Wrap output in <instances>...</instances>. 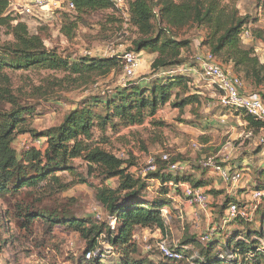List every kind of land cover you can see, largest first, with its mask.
I'll list each match as a JSON object with an SVG mask.
<instances>
[{
    "label": "trees",
    "instance_id": "trees-1",
    "mask_svg": "<svg viewBox=\"0 0 264 264\" xmlns=\"http://www.w3.org/2000/svg\"><path fill=\"white\" fill-rule=\"evenodd\" d=\"M72 2L74 16H67L61 26L66 47L60 51L46 45L48 28L32 33L24 18L9 9V0H0V199H5L9 207L7 219L17 222L24 235L31 236L39 222L44 228L47 225V232L64 225L78 233L86 240L87 250L77 259V264H103L105 254L98 246L102 237L118 254L117 264H184L195 253L199 255V259L192 261L195 264H264V198L253 213V221L260 220L259 231L253 228V221L238 216L227 224L231 230L224 234L221 210L223 220L208 242L202 243L199 237L198 240L187 238L181 246L172 247L180 259L164 257L160 251V262L142 257L135 232L137 229L166 231L163 208L170 204L169 192L182 196L180 184L203 189L210 180L196 179L186 171L172 173L169 164L160 158L156 161V171L141 177L131 172L136 166L134 162L118 158L122 151L113 153L96 137L97 132L105 134L109 129L117 134L122 128L141 126L167 103L181 113L187 108L204 106L202 94H192L190 80L178 74L185 64L184 53L194 49L195 40L186 38L188 30L199 32L200 47L211 52L223 67L231 68L244 81L246 90L264 101V62L258 56V48L254 44L249 46L242 38L248 30L251 42L264 43L262 32H253L249 17L241 14L237 0H124L122 8H127L130 24L137 34L133 51L154 55L151 70L154 74L166 73V79L150 86L129 82L124 87L96 93L93 87L101 79L113 72L123 74L122 59L82 56L74 47L79 46L80 28L89 26L91 15L118 10L113 0ZM1 36L7 39L2 40ZM19 71L45 72L48 76L38 86L29 81L16 88L13 74ZM82 88H92L93 92L82 98L59 125L43 132L32 128L37 116L46 114L44 108L50 101L61 99L59 90ZM239 113L247 131L253 137L259 136L263 123L243 111ZM26 134L31 135V143L18 152L15 142L18 136ZM78 160L86 166L88 176L102 181L96 189V200L106 214L104 221L93 223L80 219L70 208L66 209L67 205L60 206L62 209L38 206L45 199L57 205L58 195L70 189L72 184L65 183L60 172H70L79 177L78 183H87L80 174H75ZM175 162L180 161L171 157V163ZM191 169L192 174L207 172L202 164H193ZM234 170L244 173L239 167ZM261 171L264 174L263 168ZM150 180L163 184L161 195H166V200L148 195ZM107 181H116V187L105 185ZM9 198L16 200L14 205ZM26 198L32 202L25 203ZM230 200L231 197L227 198L228 203ZM239 205L243 207L240 201ZM3 229L0 222V256L6 244ZM88 253H92L90 258Z\"/></svg>",
    "mask_w": 264,
    "mask_h": 264
},
{
    "label": "rangeland",
    "instance_id": "rangeland-1",
    "mask_svg": "<svg viewBox=\"0 0 264 264\" xmlns=\"http://www.w3.org/2000/svg\"><path fill=\"white\" fill-rule=\"evenodd\" d=\"M237 5L241 14L249 17V26L253 32H262L264 35V0H237ZM117 10L116 13L103 12L89 17V26L80 28L79 46L74 47L78 55L109 59L122 57L125 52L133 51V40L137 37L136 29L130 24L127 8H117ZM67 16H74V13L68 11L65 5H63L62 10L48 12L43 16L21 15L32 33H35L39 28H48L50 31L46 45L49 48H59L60 51L66 47V41L60 34V29ZM109 18H113V20L109 21ZM198 33L196 30H188L186 33V38L195 40L194 49L184 53L185 64L181 65V71L179 69L178 74L190 80L189 86L192 94L195 92L202 94L204 106L200 109L187 108L185 113H181L179 109L167 103L159 109L155 117L148 116L141 126L122 128L117 134L109 128L107 134L96 133V137L103 140V145L113 153L118 154L120 151H126L128 162L136 164L131 172L137 173L141 177L148 174L147 163L149 159L152 157L159 158L165 153L175 158L176 161L185 164L186 174L193 175L196 179L202 177L207 180L208 178L217 187L215 189L216 195L208 193L210 199L206 209L192 208L183 196L176 195L171 190L168 196L170 204L163 208L166 231L163 233L156 229L136 230L134 238L140 248L141 256L149 257L156 262L162 260L158 250L160 243L165 242L173 247L181 246L187 238L198 240V237L200 238L202 234L213 228L216 229L217 224L222 222L223 213L221 210L224 211L225 217L226 206L228 205L227 198L230 197L231 188L223 182L213 168H207L205 175L192 174L191 165L197 166V164L212 160L215 165L234 172L235 163L242 155V157H247V161L252 166V171L248 174V178L253 183L252 190L264 188V174H262L261 169H258L264 163V146L259 144V136L247 137L249 131H247V125L242 123L243 116L239 117V114L220 106L218 90L205 78L195 60L198 51L201 49V47L198 49L196 46ZM1 38L2 40L7 39L5 36H1ZM246 44L249 46L254 44L258 50L264 48L262 41L251 42L250 40L246 41ZM152 61V54L144 52L141 56L140 68L135 77L129 80L127 84L131 82L150 86V84L164 81L166 73L154 74L151 70ZM46 76L48 73L45 72L19 71L13 74V83L16 88L29 81L38 86ZM122 78L123 74L114 75L113 72L107 78L101 79L99 84L93 88L97 91L96 93H100L108 88L122 86L124 83ZM91 92H93L92 88L59 90L58 97L61 99L57 102L50 101L44 108L46 114L37 116L32 128L37 132H43L59 125L64 116L70 110L75 109L76 104ZM193 110H196L195 114ZM197 110H199L198 113ZM30 136V134L18 136L15 142V148L18 152L24 144L31 143ZM36 145L40 144L37 142ZM260 151L261 153H259ZM75 170V174H80L87 183H78L79 177L71 175L70 172H60L63 181L72 184L70 189L58 195L57 205L45 199L38 206L62 209L60 206L67 205L66 209L70 208V211L73 214L76 213L80 219L98 223L99 220L96 219V216L100 215L101 221H104L106 214L96 200V189L102 184L101 179L88 176L86 166L81 160L75 162ZM149 184L148 195L150 197L157 196L160 198L161 196L166 200V195H161L164 187L160 181L150 180ZM105 185L115 188L116 181H107ZM247 192L248 190L243 189L241 195L245 196ZM23 198L22 196L17 200L20 201ZM8 200L13 205L16 202L11 198ZM25 200V203L32 202L31 198ZM238 201L243 206L247 203L241 198ZM69 202L70 204H68ZM8 209L6 200L0 199V222L4 227L3 234L6 240L0 256V264H77V259L87 250L86 240L78 233L68 230L64 225H58L53 228L52 232H47V225L44 228V224L39 222L35 225L34 233L31 236L29 234L24 235L19 230L17 222L11 223L7 219ZM196 214L198 215L197 219ZM248 220L252 222L255 219L252 215V218ZM253 222V228L255 231H259V218L258 221ZM221 225L225 227L224 234L231 230L228 229L229 225L223 223ZM98 246L101 247L99 250L105 254L103 264H117L118 254L105 241L104 237L101 238ZM195 255L192 257L193 259L186 260L184 264H195L192 261L199 259L198 253Z\"/></svg>",
    "mask_w": 264,
    "mask_h": 264
},
{
    "label": "built area",
    "instance_id": "built-area-1",
    "mask_svg": "<svg viewBox=\"0 0 264 264\" xmlns=\"http://www.w3.org/2000/svg\"><path fill=\"white\" fill-rule=\"evenodd\" d=\"M117 8H122L125 5L124 0H113ZM63 5L67 10L73 12L75 5L72 0H9V9L20 15H30L33 17L43 16L48 12L62 10ZM243 40L250 41L251 35L247 30L242 35ZM198 44V49L200 47ZM258 56L262 62H264V48L258 50ZM123 62V82L122 87L126 86L129 80H132L141 65V54L134 51H128L121 57ZM196 63H198L203 75L208 79L210 84L219 92V104L221 107L234 110L243 111L246 114L256 118L264 125V101L246 90V84L238 76H236L231 68L223 67L218 59L209 51L201 48L196 55ZM181 71V69H180ZM248 137H252V134ZM260 145L264 146V128L261 130V134L258 137ZM40 144V142H38ZM22 148H27V144H24ZM120 159H126V152L122 151L118 155ZM163 162L169 164V168L172 173H182L186 171V165L181 162L171 163V156L169 154H162L159 157ZM157 158L152 157L149 159L147 165L148 172H154L157 169ZM206 168H213L219 177L231 188L230 197L232 200L228 203V207L225 212L223 224L227 225L232 222L238 216H242L246 219H251L253 213L260 205L264 198V188L249 190L247 194L248 198H244L247 201V205L240 206L237 199V186L247 182L245 176L239 171H228L226 168H222L219 165H215L212 160L201 163ZM173 186V183H170ZM249 184L246 185L247 190ZM179 187L182 190L183 198L186 200L189 206L199 207L206 209L209 204L210 196L207 191L203 189H193L190 185L180 184ZM196 219L198 215H195ZM96 219L101 221L100 215L96 216ZM114 225V221L110 222ZM217 228L212 229L200 236L202 243L208 242L215 234ZM162 256L170 259H180L181 256L174 252L172 246L170 247L165 242H162L158 246ZM92 253L87 254V258H90Z\"/></svg>",
    "mask_w": 264,
    "mask_h": 264
},
{
    "label": "crops",
    "instance_id": "crops-1",
    "mask_svg": "<svg viewBox=\"0 0 264 264\" xmlns=\"http://www.w3.org/2000/svg\"><path fill=\"white\" fill-rule=\"evenodd\" d=\"M199 42H200V40H198L197 42H196V46H198V44H199ZM141 54V56L144 54V52H142V53H140ZM152 57L154 58V56L152 55ZM230 112H233V113H235V114H239L238 116L240 117V116H243L241 113H239L240 111H232V110H230ZM242 123H244L243 125H247L246 124V122H245V120H243V122ZM248 136H250L252 133L251 132H248ZM247 136V137H248ZM253 137V136H252ZM251 137V138H252ZM263 163V162H262ZM236 166H235V168H242V170L244 171V176H245V180L247 181V182H245V183H243V184H241L240 186H238L237 187V189H236V191H237V199L238 198H241V199H244L245 198V196H246V198H248V196H247V194L245 193V196L244 195H241V191L243 190V189H245V187H246V185L247 184H249V186H248V188H247V190L249 191V190H251L252 189V187H253V183L251 182V180L248 178L249 176H248V174H250L251 173V171H252V166L249 164V162L247 161V157H242V155H241V157L236 161ZM264 163L263 164H261L259 167H258V169H261V168H263L264 169ZM257 173V172H256ZM208 179V178H207ZM209 180V179H208ZM221 180V179H220ZM222 181V180H221ZM214 184V183H213ZM212 184V182L210 181V184L208 185V186H206L205 188H203V190H205V191H207V192H209V191H211V190H215L217 187H215L214 185ZM216 184V183H215ZM230 188V187H229ZM216 191V190H215ZM231 193V189H230V191H229V194ZM248 193V192H247ZM232 198V197H231ZM245 198V199H246Z\"/></svg>",
    "mask_w": 264,
    "mask_h": 264
}]
</instances>
